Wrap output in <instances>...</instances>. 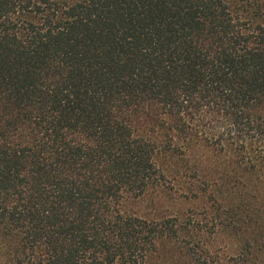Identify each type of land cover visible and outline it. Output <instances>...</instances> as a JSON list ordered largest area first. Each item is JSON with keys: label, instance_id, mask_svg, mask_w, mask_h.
<instances>
[{"label": "trees", "instance_id": "1", "mask_svg": "<svg viewBox=\"0 0 264 264\" xmlns=\"http://www.w3.org/2000/svg\"><path fill=\"white\" fill-rule=\"evenodd\" d=\"M0 264H264V0H0Z\"/></svg>", "mask_w": 264, "mask_h": 264}, {"label": "rangeland", "instance_id": "2", "mask_svg": "<svg viewBox=\"0 0 264 264\" xmlns=\"http://www.w3.org/2000/svg\"><path fill=\"white\" fill-rule=\"evenodd\" d=\"M169 201L171 202V203H169L170 207H173V208H176V209H178V207H182L181 201H172V200H169ZM183 205H184L183 208L187 209L188 211H190V209H193V205L192 204H183ZM135 209L141 215H149V214H151L152 210L154 209V206L150 202V200H147V201L142 202L141 204L137 205V207ZM228 241L229 240H228L227 236L224 235V236H222L220 238L219 242H220V245L223 246Z\"/></svg>", "mask_w": 264, "mask_h": 264}]
</instances>
